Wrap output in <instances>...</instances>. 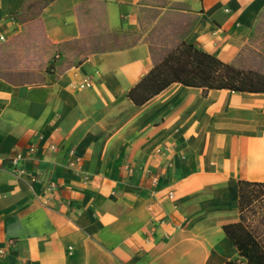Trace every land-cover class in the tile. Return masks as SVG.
Returning a JSON list of instances; mask_svg holds the SVG:
<instances>
[{
	"label": "crops",
	"instance_id": "obj_1",
	"mask_svg": "<svg viewBox=\"0 0 264 264\" xmlns=\"http://www.w3.org/2000/svg\"><path fill=\"white\" fill-rule=\"evenodd\" d=\"M263 11L264 0H0V264H246L228 223L264 247V217L245 215L238 188L264 182V92L172 81L128 97L165 54L153 26L173 21L170 47L245 68ZM84 75L91 86L73 87Z\"/></svg>",
	"mask_w": 264,
	"mask_h": 264
},
{
	"label": "trees",
	"instance_id": "obj_2",
	"mask_svg": "<svg viewBox=\"0 0 264 264\" xmlns=\"http://www.w3.org/2000/svg\"><path fill=\"white\" fill-rule=\"evenodd\" d=\"M164 53L149 72L129 89L128 97L133 103H143L172 81L204 89L228 88L235 91L264 92L263 71L257 68H236L202 51L193 43L181 41ZM263 185L264 182H238L241 210L251 204L250 187L259 188ZM223 230L233 240L238 254L246 258V264H264V247L253 237L249 228L241 223H228ZM228 263L237 264L233 261Z\"/></svg>",
	"mask_w": 264,
	"mask_h": 264
},
{
	"label": "rangeland",
	"instance_id": "obj_3",
	"mask_svg": "<svg viewBox=\"0 0 264 264\" xmlns=\"http://www.w3.org/2000/svg\"><path fill=\"white\" fill-rule=\"evenodd\" d=\"M172 22L168 24H162L161 26H153L155 34H153V45L160 51H166L174 43L172 30ZM250 37L243 48L242 59L244 61L245 68L259 69L264 72V11L261 13L254 29L250 33ZM250 206L247 208L245 215L253 214L256 217L257 210L260 217L264 215V185L257 187H250ZM249 210V211H248Z\"/></svg>",
	"mask_w": 264,
	"mask_h": 264
},
{
	"label": "built area",
	"instance_id": "obj_4",
	"mask_svg": "<svg viewBox=\"0 0 264 264\" xmlns=\"http://www.w3.org/2000/svg\"><path fill=\"white\" fill-rule=\"evenodd\" d=\"M0 39L2 40L3 37L0 36ZM72 86L73 87L75 86V87H78V88L90 87L91 86V78L88 75H84L79 82H77L76 84H72ZM169 196L172 197V192H169Z\"/></svg>",
	"mask_w": 264,
	"mask_h": 264
}]
</instances>
